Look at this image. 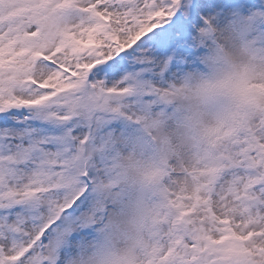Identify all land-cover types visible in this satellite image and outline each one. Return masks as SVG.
<instances>
[{
    "label": "snow or ice",
    "instance_id": "6c2138e0",
    "mask_svg": "<svg viewBox=\"0 0 264 264\" xmlns=\"http://www.w3.org/2000/svg\"><path fill=\"white\" fill-rule=\"evenodd\" d=\"M0 264H264V0H0Z\"/></svg>",
    "mask_w": 264,
    "mask_h": 264
}]
</instances>
